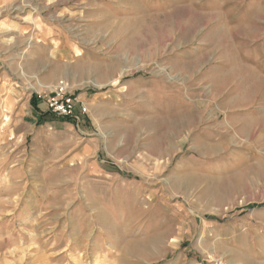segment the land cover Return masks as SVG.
<instances>
[{
    "label": "rangeland",
    "instance_id": "1",
    "mask_svg": "<svg viewBox=\"0 0 264 264\" xmlns=\"http://www.w3.org/2000/svg\"><path fill=\"white\" fill-rule=\"evenodd\" d=\"M0 264H264V0H0Z\"/></svg>",
    "mask_w": 264,
    "mask_h": 264
},
{
    "label": "built area",
    "instance_id": "2",
    "mask_svg": "<svg viewBox=\"0 0 264 264\" xmlns=\"http://www.w3.org/2000/svg\"><path fill=\"white\" fill-rule=\"evenodd\" d=\"M75 100L69 96L62 100L52 98L47 100V108L50 112L55 114V116L60 118L71 117L74 113Z\"/></svg>",
    "mask_w": 264,
    "mask_h": 264
},
{
    "label": "trees",
    "instance_id": "3",
    "mask_svg": "<svg viewBox=\"0 0 264 264\" xmlns=\"http://www.w3.org/2000/svg\"><path fill=\"white\" fill-rule=\"evenodd\" d=\"M31 106L33 107V109L36 111V113H39L40 111H39V105H38V103H37V98H36V96L35 97H33L32 99H31ZM41 115L39 116V121L41 120V121H50L49 120V118L48 117H50V115H49V113H46V114H43V113H40ZM42 123V122H41ZM124 175V174H123Z\"/></svg>",
    "mask_w": 264,
    "mask_h": 264
},
{
    "label": "crops",
    "instance_id": "4",
    "mask_svg": "<svg viewBox=\"0 0 264 264\" xmlns=\"http://www.w3.org/2000/svg\"><path fill=\"white\" fill-rule=\"evenodd\" d=\"M262 207V206H261ZM259 208H260V205H259Z\"/></svg>",
    "mask_w": 264,
    "mask_h": 264
}]
</instances>
